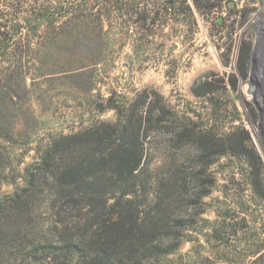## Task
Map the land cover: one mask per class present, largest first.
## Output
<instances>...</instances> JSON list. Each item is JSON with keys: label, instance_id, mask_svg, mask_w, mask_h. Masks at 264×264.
Returning a JSON list of instances; mask_svg holds the SVG:
<instances>
[{"label": "rangeland", "instance_id": "rangeland-1", "mask_svg": "<svg viewBox=\"0 0 264 264\" xmlns=\"http://www.w3.org/2000/svg\"><path fill=\"white\" fill-rule=\"evenodd\" d=\"M110 127L123 177L84 163L54 187L47 163L42 208L136 215L159 247L138 264H264V0H0V199Z\"/></svg>", "mask_w": 264, "mask_h": 264}, {"label": "trees", "instance_id": "trees-1", "mask_svg": "<svg viewBox=\"0 0 264 264\" xmlns=\"http://www.w3.org/2000/svg\"><path fill=\"white\" fill-rule=\"evenodd\" d=\"M116 130V127H110L108 132L90 131V135L98 137L99 143L103 144L101 147L106 149L98 153L97 158L94 156L91 161L81 158L56 165L64 163L62 159L67 149L72 147L69 143H73L77 135L62 137L66 142L58 141L52 145V157L48 156L44 162H35L24 185L0 199V264H76L75 259L84 264H138L136 257L139 252L147 253L159 248L157 242L154 243L152 232L144 236L139 229H135L138 219L132 213L124 216L123 210L106 213L101 208H92L88 213L93 211V216L87 218L88 214L82 217L75 206L69 211L54 205L42 208L41 197L45 198V191L39 190L38 186L45 178L41 172L45 171L47 163L52 167L50 178L54 187L59 184L69 188L77 183L79 167L84 163L96 166L105 163L107 168L103 170L104 173L123 177L132 158L125 151L121 153V146L114 138ZM89 179L92 178H87V181ZM59 193L50 189L45 202L59 197ZM122 193L128 192L123 188ZM87 197L91 202L90 207H93L96 198L92 191L88 192ZM105 200L108 199L101 196L99 203L103 207L106 206ZM70 202L76 204L74 198ZM47 210L53 216L47 217ZM86 219L96 221L88 234L81 231L88 226L89 221L84 224ZM144 229L147 230V227Z\"/></svg>", "mask_w": 264, "mask_h": 264}, {"label": "water", "instance_id": "water-1", "mask_svg": "<svg viewBox=\"0 0 264 264\" xmlns=\"http://www.w3.org/2000/svg\"><path fill=\"white\" fill-rule=\"evenodd\" d=\"M227 6L228 8H232L233 4L231 2H228Z\"/></svg>", "mask_w": 264, "mask_h": 264}]
</instances>
